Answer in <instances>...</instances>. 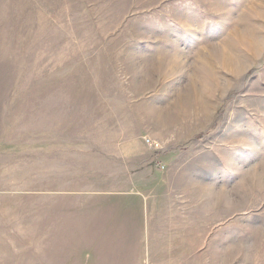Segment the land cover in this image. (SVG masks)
Wrapping results in <instances>:
<instances>
[{
  "label": "rangeland",
  "instance_id": "374dc122",
  "mask_svg": "<svg viewBox=\"0 0 264 264\" xmlns=\"http://www.w3.org/2000/svg\"><path fill=\"white\" fill-rule=\"evenodd\" d=\"M0 264H264V0H0Z\"/></svg>",
  "mask_w": 264,
  "mask_h": 264
}]
</instances>
